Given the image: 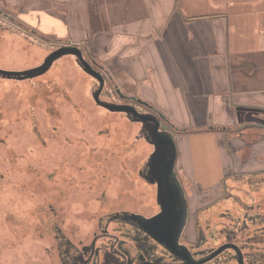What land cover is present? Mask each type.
<instances>
[{"label":"rangeland","instance_id":"374dc122","mask_svg":"<svg viewBox=\"0 0 264 264\" xmlns=\"http://www.w3.org/2000/svg\"><path fill=\"white\" fill-rule=\"evenodd\" d=\"M0 5L5 12L0 14L1 22L16 29L12 31L0 25V68L29 69L39 64L53 48L66 43L78 44L90 63L95 58L104 66L106 76H111L106 88L120 86L145 104L158 107L171 118L169 121L179 142L182 138L184 142L191 140L194 148L196 139L192 134L201 133V129L223 133V145L228 150L224 171L219 162L208 163L207 160L201 168L194 161L188 177L186 170L178 168L189 199L190 223L185 242L193 244L201 233L205 242L199 248H214L228 242L225 232L233 239L240 236L234 226L241 223L243 216L235 219L234 225L229 223L226 230L220 231V228L229 221L222 215L229 212L231 218H236L243 211L241 206H251L250 214L261 213L264 219V210L259 207L264 206V152L257 151L258 147L264 149V132L256 129L235 132L230 128L233 127L231 122L227 125L210 122L205 128L197 125L198 106L163 104L164 82L155 81L157 74L149 68L140 81L130 80L122 66L114 68L115 63L122 64L119 61L122 58H113L109 64L103 57L105 47L96 51L104 53L98 55L90 49L91 42L69 41L71 36L63 30L62 34L58 33L57 26L52 30L57 34L54 36L41 22L25 23L18 6ZM7 13L14 15L13 20ZM96 82L71 54L63 55L51 70L33 80L0 78V139L6 144L2 147L4 143L0 140V264H54L57 260L54 236L58 228L65 241L86 243L94 239L96 227L108 212L123 210L151 216L158 211L157 186L146 182L140 174L154 145L136 138L138 125L119 112L108 113L95 101ZM32 129L43 132L49 147L32 136ZM53 131L59 141H51ZM210 139L215 146V137ZM232 141L237 148H243L233 146V150H229ZM181 147L179 164L188 159ZM207 148L209 154H216L215 148ZM185 153L188 155L189 150ZM203 174L207 175L203 184L211 185L210 188L197 187L192 180L199 181ZM246 175L251 181L246 180ZM256 187L260 188L255 190ZM206 207L209 220L204 229L206 223L197 216L198 211L204 215ZM252 220L248 216L247 224L252 226L250 233L256 231L257 242L262 243L264 236L260 228L264 227V220L256 221L261 222L259 227ZM244 246V252L250 251L248 245ZM235 255L229 248L209 264H238ZM249 258L252 260V256Z\"/></svg>","mask_w":264,"mask_h":264},{"label":"crops","instance_id":"0c3cea01","mask_svg":"<svg viewBox=\"0 0 264 264\" xmlns=\"http://www.w3.org/2000/svg\"><path fill=\"white\" fill-rule=\"evenodd\" d=\"M0 3L18 6L25 23L41 22L54 36L57 34L52 30L57 26L58 33L63 30L71 36L69 41L91 42L90 49L95 53L105 47L106 55H98L107 58L109 64L113 58H122L119 60L122 64L115 63L114 68L122 66L130 80L140 81L149 68L157 74L155 81L164 82L163 104L198 106L197 125L205 128L210 122L226 125L231 122L230 128L235 132L255 129L264 132V0H0ZM202 130L192 134L196 139L194 148L191 140H177V169L186 170V176L194 161L199 168L206 160L217 161L225 169L228 150L223 145V133ZM210 137H215V146ZM234 141L229 150H233ZM181 146L188 159L179 164ZM208 146L215 148L216 154H209ZM257 151L264 149L258 147ZM192 180L197 187H211L203 184L207 181L206 174L199 181Z\"/></svg>","mask_w":264,"mask_h":264},{"label":"flooded vegetation","instance_id":"af4514ba","mask_svg":"<svg viewBox=\"0 0 264 264\" xmlns=\"http://www.w3.org/2000/svg\"><path fill=\"white\" fill-rule=\"evenodd\" d=\"M0 14H5V12H3L0 9ZM6 15L8 18L13 20V17H14L13 14L7 13ZM7 17L4 16V18H7ZM0 25L1 27H6V28L9 27L12 29V31L13 30L16 31V29L11 27L10 25L8 26L4 25V23L1 22V20H0ZM25 35L28 36V34H25ZM66 44H72V43H66ZM61 46H57L53 48L52 50H50V52H48V55H46L44 59L36 66L43 64L45 59L51 56L53 53H56L57 50ZM61 58L62 56L55 58L52 65L47 70L42 72L41 74H38L34 77L23 78V79L33 80L34 78L46 73L47 71L51 70L56 64H58ZM91 64L93 65L94 68L99 70L105 78L104 88L101 92L102 100L109 102V103L125 105V107H129V109H131L133 113H137L138 111L140 113H143V114L138 113V116H142L146 118L144 123L140 120H137V118L133 116L132 113H127L126 111H122V110L114 111L98 103L100 106L107 109L108 113L109 112L110 113L119 112L120 114L123 115L124 118L128 119L129 121H132L135 125H138L139 129H138V132H136L135 134L137 139L139 140L144 139L145 141L152 143L151 138H153L152 137L153 133L156 132L154 125L156 124L157 121H160L161 130H164V132H172L173 135L175 136V132L173 131V127H172L173 125L170 123L169 121L170 119L167 118V115L162 110H160L158 107L145 104L140 98H138L137 95L133 93H129L128 91H124L123 88H121L120 86H115V89H109L108 86L106 88L105 85L110 80L111 76L109 75L106 76L104 66L99 64V62L95 58L91 59ZM0 78L11 79V80H23L20 78H13V77L10 78V77L4 76L1 73H0ZM96 84H98V88H99L100 86L99 81H97ZM98 88L93 91V94L98 90ZM56 129H57V126H54V130ZM32 132H33L32 136L35 135L39 140H41L42 144H44L45 147H49L48 145L49 141L44 138L43 132H39V131L37 132L35 129H32ZM50 138H51V141L60 140V138L58 137L55 131L50 132ZM175 138L177 142V137L175 136ZM0 140L2 141V143H4L2 145V147H4V145H6L5 141L3 139H0ZM150 157L141 167L140 174L143 176L146 182L157 186V192L159 194V182H158L159 177L157 176L158 170L157 168L152 166L151 164L152 160L150 161L151 159ZM177 171L178 169H177V163H176V172ZM177 176L182 183V178L179 176L178 173H177ZM239 176H242V174ZM246 177H247L246 180L248 182L251 181L250 176L246 175ZM183 188L185 191L184 185H183ZM259 188L260 187H256L255 190H258ZM251 192H253V190ZM172 195L173 197H176L177 194L171 193V196ZM188 202H189V199L187 198V203ZM241 207L243 211L236 218H231L230 213L225 212L224 215L222 216L224 218H227L229 221L227 222V224H222V227L220 228V231L226 230V227L229 226L228 225L229 223H232L234 225L235 219L238 220L240 219V216H243L241 223L236 224L234 226L237 233L240 234V236L238 235L235 236L236 237L235 239H237L236 242H239V243H235V241L229 242V239L231 238L233 239V237L227 232H225L226 233L225 237L227 236L228 242L222 243L219 246H216L214 248L213 247L199 248V246H201L205 242L204 236L201 233L200 235H198L199 238L193 244L190 245L187 242H185L186 229H187V226L189 225L188 223H190L189 217H188V221L184 229L185 232L183 231L181 235L180 243L189 248L192 254L191 257L190 256L187 257L183 249H179V250L176 249V251L175 250L173 251L169 249L165 244L158 242L156 239L153 238V235L151 234V232L147 230L151 226H145L141 224L138 219L132 217L131 212H126L123 210L111 211L105 214L104 218L102 217L100 224H98V226L96 227L95 237L91 242L85 243V241H78V244H77V243H73L72 241H65L64 239L61 238L63 234L61 233V230L58 228L54 236L56 239V243H54V251L57 252V256H56L57 260L56 262L54 261L55 262L54 264H207V262L213 261L216 257L220 256L222 252H224L225 250L229 248H232L235 251L236 253L235 256L238 261V264L239 263L241 264L240 262L241 261V257H240L241 247L244 245H248L250 247L251 241L255 243L258 241L257 238H255V235H257V232L255 231V233L254 232L250 233V229L252 226L249 227V224H247L248 216H250V218L253 219L252 221L254 224L256 221L262 220V218L260 217L261 213L256 212V213L250 214V211L253 210L251 206L248 207V205H246V206H241ZM259 207H261V209L264 210L263 208L264 206H259ZM161 210H162V205L160 204V207L156 213L160 212ZM203 210H204V215H202L201 212L198 211L199 215L197 216V219L199 220V218H201L202 220H204V222L206 223V227L204 229H206L208 227L207 220H209L207 219V212H206L207 207L203 208ZM188 213H190L189 203H188ZM221 214L219 215V218H221ZM199 225H200V222L198 223V226ZM165 226L168 227V231L175 227L174 223L169 222V221H167V224H165ZM147 231L150 233H148ZM201 231H204V230H200V232ZM164 233L161 235V238L163 239L165 238ZM247 238L249 241L250 240L251 241L249 242ZM224 245H230V246H227L217 256H214L209 260L207 259V257L211 256V254H213L215 250H217L218 248ZM260 245L264 246L261 243ZM256 246H259V245H257L256 243ZM253 252L254 253L252 255V260L249 257H246L245 254L242 252L243 254L242 259H243L244 264H264V253L262 254L260 253L261 255H258L259 251H257L256 249ZM260 252H264V251H260Z\"/></svg>","mask_w":264,"mask_h":264},{"label":"water","instance_id":"95a60500","mask_svg":"<svg viewBox=\"0 0 264 264\" xmlns=\"http://www.w3.org/2000/svg\"><path fill=\"white\" fill-rule=\"evenodd\" d=\"M65 54H71L76 57L78 64L92 77L99 81L100 86L98 90L93 94L94 99L97 103L102 106L108 107L114 111H126L127 113H132L133 116L144 123L145 117L138 116L140 113H133L129 107L125 105H119L114 103H109L101 99V92L104 88L105 78L103 74L93 67V65L85 57L82 48L78 44H65L61 46L56 53H53L51 56L47 57L43 64L32 67L25 70H6L0 68V73L4 76L10 78H29L34 77L38 74H41L47 70L53 63L54 59ZM119 91V90H118ZM160 121H157L154 125L156 132L153 133V138L151 142L154 145V151L151 154L152 166L157 168L158 177H159V194L158 199L162 205V210L151 216H145L140 214L132 213V217L138 219L141 224L145 226H151L149 229L153 238L158 242L165 244L169 249H183L187 257H191V251L187 246H184L180 243L181 235L185 229V226L188 221V203L185 191L180 179L177 176L176 172V162L178 158V148L176 138L172 132H164L160 129ZM150 164V166H151ZM171 193L177 194L176 197L171 196ZM167 221L174 223L175 227L168 231V227L165 226ZM148 232V231H147ZM148 232V233H150ZM165 232V233H164ZM164 233V239L161 238V235ZM227 246L224 245L211 254L208 258L216 256L219 252L224 250ZM241 253V264L243 262V254ZM187 260V259H186Z\"/></svg>","mask_w":264,"mask_h":264},{"label":"trees","instance_id":"16d2710c","mask_svg":"<svg viewBox=\"0 0 264 264\" xmlns=\"http://www.w3.org/2000/svg\"><path fill=\"white\" fill-rule=\"evenodd\" d=\"M262 220H264V219H262ZM263 223H264V222H263ZM255 224L258 226V225H261V222H260V223H259V222H256ZM246 229H247V228H246ZM263 229H264V227H261V228H260V230H262L260 233H262L263 236H264ZM253 235H254V234H253ZM258 235H259V234L255 235V238H257ZM260 236H261V235H260ZM252 238H253V237H252ZM247 240H248V238H247ZM233 241L236 242L237 239H234ZM248 241H249V240H248ZM250 241H251V240H250ZM250 241H249V242H250ZM256 243H257V245H259V246H256ZM256 243L253 242V241H251V245H250V247L247 246V247L250 249V251H245V252H244V250L242 249V247H241V249H240V248H239V249L241 250V252H243V253L245 254L246 257H250V256H252L253 253H254L253 251H254L255 249H256L257 251H259V253H261V254L264 253V252H260V251H264V246H261V245H260V242H256ZM261 244L264 245V241H263ZM243 247H246V246H243ZM239 249H238V250H239ZM209 263H210V262H207V264H209ZM239 264H240V263H239Z\"/></svg>","mask_w":264,"mask_h":264}]
</instances>
